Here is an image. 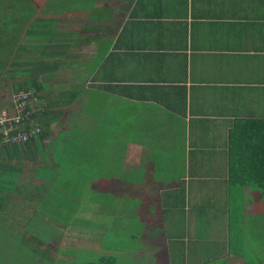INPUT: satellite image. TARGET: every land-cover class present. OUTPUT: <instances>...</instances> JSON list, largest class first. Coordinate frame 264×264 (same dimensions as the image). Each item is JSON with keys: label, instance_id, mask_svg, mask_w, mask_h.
I'll return each instance as SVG.
<instances>
[{"label": "crops", "instance_id": "1", "mask_svg": "<svg viewBox=\"0 0 264 264\" xmlns=\"http://www.w3.org/2000/svg\"><path fill=\"white\" fill-rule=\"evenodd\" d=\"M0 13V42L24 22L20 38L0 50L12 59L6 73L19 71L7 73L22 77L16 86L34 77L44 105L61 110L45 150L66 136L71 145L77 124L83 150L75 163L97 172L106 154L115 156L116 173L79 182L129 201L130 264H264V245L251 243L263 199L229 179L230 132L237 121L264 118V0H0ZM17 152L0 149V211L20 205L24 213L13 226L0 212L2 245L13 237L36 245L31 264H72V252L94 251L90 243L64 247L70 224L53 218L46 242L21 228L45 184L34 172L40 152L33 148L25 165ZM48 156V168L66 164ZM13 167L20 171L7 190L2 179ZM24 169L35 181H20Z\"/></svg>", "mask_w": 264, "mask_h": 264}, {"label": "rangeland", "instance_id": "2", "mask_svg": "<svg viewBox=\"0 0 264 264\" xmlns=\"http://www.w3.org/2000/svg\"><path fill=\"white\" fill-rule=\"evenodd\" d=\"M6 14L9 17L14 16V13L12 11L8 12L5 11ZM2 13H0L1 15ZM4 14V13H3ZM2 16V15H1ZM15 20V17L13 18ZM12 19V20H13ZM13 20V21H14ZM11 21V20H10ZM12 22V21H11ZM15 23V24H14ZM12 26L17 28L15 30H6V32L9 33V35H4L3 42H0V50L9 48L10 46H13L11 44L14 43L15 40L18 39V33L20 32V29L18 28V25H22L24 22L14 21ZM12 31V32H11ZM20 38V37H19ZM8 43V44H7ZM19 44V43H17ZM19 45H16V48H18ZM1 54V53H0ZM2 57L7 56L6 54H1ZM11 58L6 57V59H0V109L3 107H9L12 101L13 96L16 94V82H21L22 77H18V79L15 76H10L8 74H11V72H19L15 68L9 69V71L6 73L7 68L11 67ZM6 68V69H5ZM56 94V93H54ZM38 108L41 109V107L44 105V103L39 99L37 102ZM61 122L53 123L50 127L52 131H56L57 129H60L62 127V121L63 118H60ZM78 126L77 124L75 126H72L69 133L74 134L72 137H74L73 140V155L74 157H70L66 155V152L69 150L66 137H63V139H60L58 141H55L53 144V141L49 145V150L39 151L40 152V167L38 168V171H34L35 174L37 172L36 178H44L43 184L48 185L47 187L44 185V188H39L38 190H35L34 193H37L38 198H35L36 202H38V205H35L34 199L32 202H30V207L32 209V212L30 214L29 219H21V228L25 231V229L32 230L40 235V239L43 242H46L47 237H50L49 233L52 229L50 225L51 220L48 219H55L59 220V222H63L67 226V224H70L69 227H71V235L65 237V240L67 242L63 245L64 247L70 246V245H86V244H92L91 246H95V250L88 249V252H72V264H82L83 262L89 263L92 262V264H97V257L95 254H98L96 251L101 252L105 255H113L115 258V262H112L111 264H130L131 258L130 255L127 254V250L129 248H132L135 240L132 236H130V232L127 229L126 226V216L127 214V207L129 206L128 202L125 199L121 198H115L112 196V190H106L103 192V189L93 187H81L80 186V180L83 181H89L96 179L98 177H104L109 176L110 174H114L117 172V162L115 161V156L112 157L109 154H106V156L103 157V161L100 160V167L97 172H94V170L90 172H86L81 167V164H77L74 161H79L81 159L80 153L82 147L79 148V145H82V141L78 138ZM74 132V133H73ZM68 133V135H69ZM70 141V142H71ZM47 141L45 140L44 143ZM77 145V146H76ZM52 149L55 151L53 154ZM100 154H103L104 152L99 150ZM38 154V153H37ZM39 155V154H38ZM49 155V156H48ZM54 155V156H53ZM48 157H54V161L56 160V156L60 158L61 160H64L65 165L61 166L56 163L54 168H48L45 165H47ZM45 163V165L43 164ZM111 169H110V165ZM71 166V167H70ZM70 167V168H69ZM68 169V171H67ZM48 170V171H47ZM52 172H50V171ZM57 170V171H56ZM61 170V171H60ZM97 173V174H96ZM49 175V176H48ZM30 176H33V170L24 169L21 173V179L20 181L23 183H29L33 182L32 178ZM97 176V177H96ZM41 181V179H39ZM95 183V182H94ZM102 183V182H100ZM27 185V184H26ZM24 185V189L26 191H34V187L31 189H26L27 186ZM39 187V186H37ZM23 187H21V190H24ZM42 190H45V192H41ZM2 201V200H1ZM0 201V202H1ZM5 202V201H4ZM263 213L260 216H256L253 219V225L254 232L258 233L259 236H254L251 241L254 248L260 249L262 245H264V199H263ZM4 204V203H3ZM116 210L118 212L115 213L113 216L112 210ZM21 211L20 205L14 206L13 210L11 205L7 209H2L0 212H2V217H5L7 219L10 218L11 221L14 224L17 223L20 224V220L16 221L14 218H17L19 215L24 213H19ZM84 214V215H83ZM114 217L120 220L115 221ZM123 217V218H122ZM5 221H1L0 225H3ZM24 225V226H23ZM55 226L57 224L55 223ZM2 227L5 228V226H1L0 229L2 230ZM101 228L102 235H97L101 231H97V229ZM117 228V229H116ZM7 230V228H6ZM53 230V229H52ZM4 231V230H3ZM75 231V232H73ZM118 233V235H115V233ZM76 236H74V234ZM87 234V235H85ZM76 237L81 238L82 240L76 241L74 243V240ZM14 240L12 242H7L6 246L4 247L3 242H5L4 237H2V240L0 242V248L2 247V252L0 255L5 254L7 257V263L8 264H17V263H23L27 262V260L31 263H34V258L36 257V245L32 243H22L17 240L16 237H13ZM86 239L88 242H83ZM260 239V240H259ZM16 242L14 243V241ZM91 241V242H90ZM94 244V245H93ZM5 251H4V249ZM74 249H72L73 251ZM240 251L245 252L249 255V251H244V247L240 246ZM93 254V255H92ZM91 257V258H90ZM2 260V258L0 257ZM21 262H18V261ZM23 261V262H22ZM1 262V261H0ZM38 264H46L43 259H40L39 261L36 260ZM6 263V264H7ZM66 263V261H65ZM2 264V263H1ZM4 264V263H3ZM135 264H147L142 261H137Z\"/></svg>", "mask_w": 264, "mask_h": 264}, {"label": "trees", "instance_id": "3", "mask_svg": "<svg viewBox=\"0 0 264 264\" xmlns=\"http://www.w3.org/2000/svg\"><path fill=\"white\" fill-rule=\"evenodd\" d=\"M26 72H30L29 66L26 69ZM33 78L34 77H32L33 85L30 84L31 79L27 78L24 81V84L17 85L16 89L25 91L34 90V94L39 100V85H37ZM53 111H55V109H49L47 105H43L41 109L36 106L35 110L30 112V116L40 126V132L37 134V136L35 138H30L23 144L2 145L0 146V149L15 148V150L18 151V155L24 152L26 157H23L21 162L25 165L26 160L31 158L30 151L33 148L37 149V151L45 150V144L43 140L49 133V126L52 120L58 117L54 114L61 112V110L58 109L53 113V116L50 117V113ZM71 128L72 127H69L68 130L70 131ZM230 136L229 179L234 184H239L242 186L248 185L249 187L256 189L260 193L261 198L264 199V118L259 120L237 121L234 128L230 132ZM73 145V141H71V145L68 147L74 148L75 145ZM20 150L21 152L19 153ZM19 171L20 169L18 170L16 167H13L10 172L11 175L8 174V176H5V178L2 179L5 182L4 184L7 190H10V186L15 181V176L19 173ZM56 221L59 222V220ZM95 255L97 257V264H111V261H116V257L113 255H104L99 253ZM82 264H92V262H83Z\"/></svg>", "mask_w": 264, "mask_h": 264}, {"label": "built area", "instance_id": "4", "mask_svg": "<svg viewBox=\"0 0 264 264\" xmlns=\"http://www.w3.org/2000/svg\"><path fill=\"white\" fill-rule=\"evenodd\" d=\"M37 102L34 90H18L10 106L0 109V146L23 144L37 136L40 126L30 116Z\"/></svg>", "mask_w": 264, "mask_h": 264}]
</instances>
